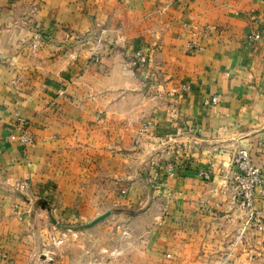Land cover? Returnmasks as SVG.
<instances>
[{
  "label": "crops",
  "instance_id": "0c3cea01",
  "mask_svg": "<svg viewBox=\"0 0 264 264\" xmlns=\"http://www.w3.org/2000/svg\"><path fill=\"white\" fill-rule=\"evenodd\" d=\"M196 28L205 35L194 36ZM255 31L261 39L251 43ZM193 40L201 50L189 49ZM139 49L144 65L134 59ZM146 78L148 102L166 105L148 138L200 142L176 158L178 175L166 179L167 217L149 238L148 264L264 262V230L245 226L230 174L247 149L264 178V0H0V250L16 264L28 262L31 249L16 183L44 175L47 155L72 136L64 115H97L130 91L140 103ZM18 120L34 137L31 147L19 141ZM119 158L111 159L121 161L113 172L123 180ZM203 170L210 181L198 175ZM134 182L129 201L140 208L153 195ZM52 183L32 181L24 195L54 196L39 192ZM263 190L256 195L262 215ZM56 211L75 220L79 205Z\"/></svg>",
  "mask_w": 264,
  "mask_h": 264
},
{
  "label": "rangeland",
  "instance_id": "374dc122",
  "mask_svg": "<svg viewBox=\"0 0 264 264\" xmlns=\"http://www.w3.org/2000/svg\"><path fill=\"white\" fill-rule=\"evenodd\" d=\"M142 82L145 86L140 94L144 98L140 103L131 97L130 91L124 103L113 105L107 112L70 118L64 115L63 127L73 129L72 136L64 137L59 148L47 155L44 175L22 181L27 184L23 191L15 185L13 191L20 193L19 197L28 206L16 207L25 210L26 214L21 213L29 220L26 225L30 237L26 245L31 249L29 261L24 264H148L149 238L155 227L164 225L167 217L165 207L169 203L161 200L166 179L178 175L176 158L186 150L192 153L193 146L200 142L196 139L188 146L186 142L165 143L148 138L155 116L166 105L160 99L150 104L147 100L150 81L146 78ZM106 124L111 130L103 133ZM19 125L20 120L18 129ZM118 125L125 132L118 134ZM117 155L124 159L123 180H117L113 172L121 163L111 160ZM168 165L175 169L173 177L166 170ZM204 172L212 177L208 170L199 171L198 175ZM136 178L146 197L157 194L155 200L147 199L140 208L129 201L128 187ZM35 180L54 182L48 185L49 189H39L54 196L27 199L24 194L31 193V183ZM62 203L79 205L75 220L69 219L67 211H61ZM258 260L254 264H264ZM0 264L16 263L8 251L1 249Z\"/></svg>",
  "mask_w": 264,
  "mask_h": 264
},
{
  "label": "built area",
  "instance_id": "2783aa9c",
  "mask_svg": "<svg viewBox=\"0 0 264 264\" xmlns=\"http://www.w3.org/2000/svg\"><path fill=\"white\" fill-rule=\"evenodd\" d=\"M176 1L178 3H186L191 0ZM195 30L196 31L193 32L194 36H197L199 32L205 35V31H200L199 28H196ZM260 39L261 34L256 31L252 32L249 37L251 43ZM188 47L193 51L202 49L200 43L197 40L190 42ZM134 57L136 63L138 64L144 65L148 62V57L144 54L143 49H139L135 53ZM212 102H217V98H214ZM18 136L19 141L23 146H30L34 142V137L27 128V123L24 120H20ZM196 144H198V142H196ZM1 154L2 149L0 148V156ZM166 170L172 177L175 175V169L173 165H168ZM230 174L236 185L238 207L245 212L247 218L245 226L254 228L259 232L263 231L264 215L259 213L256 209V195L259 189L264 188V178L262 177L260 169L255 165L254 160L247 149H241L237 153V156L234 160V167ZM200 176L207 181L211 179L210 175L205 172L201 173ZM16 187L23 191L27 189V184L25 182H21L16 184Z\"/></svg>",
  "mask_w": 264,
  "mask_h": 264
}]
</instances>
